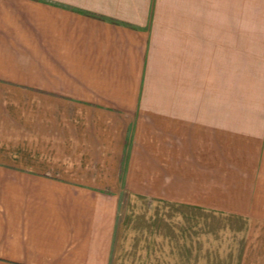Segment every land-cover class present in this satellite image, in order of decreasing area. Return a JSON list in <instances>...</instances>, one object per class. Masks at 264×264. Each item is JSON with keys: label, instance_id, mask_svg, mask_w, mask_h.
<instances>
[{"label": "crops", "instance_id": "crops-1", "mask_svg": "<svg viewBox=\"0 0 264 264\" xmlns=\"http://www.w3.org/2000/svg\"><path fill=\"white\" fill-rule=\"evenodd\" d=\"M0 264H264V0H0Z\"/></svg>", "mask_w": 264, "mask_h": 264}]
</instances>
